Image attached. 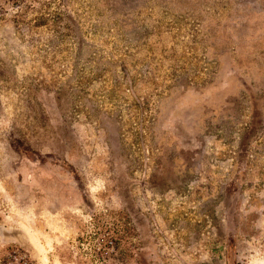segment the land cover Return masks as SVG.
<instances>
[{"label":"rangeland","instance_id":"374dc122","mask_svg":"<svg viewBox=\"0 0 264 264\" xmlns=\"http://www.w3.org/2000/svg\"><path fill=\"white\" fill-rule=\"evenodd\" d=\"M0 264H264V0H0Z\"/></svg>","mask_w":264,"mask_h":264},{"label":"built area","instance_id":"2783aa9c","mask_svg":"<svg viewBox=\"0 0 264 264\" xmlns=\"http://www.w3.org/2000/svg\"><path fill=\"white\" fill-rule=\"evenodd\" d=\"M108 244H109L110 247L113 246V242L111 240L108 241Z\"/></svg>","mask_w":264,"mask_h":264}]
</instances>
